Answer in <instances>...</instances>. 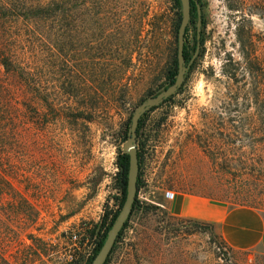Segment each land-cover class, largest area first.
I'll return each mask as SVG.
<instances>
[{
  "label": "rangeland",
  "instance_id": "rangeland-1",
  "mask_svg": "<svg viewBox=\"0 0 264 264\" xmlns=\"http://www.w3.org/2000/svg\"><path fill=\"white\" fill-rule=\"evenodd\" d=\"M202 1L197 58L177 94L144 117L140 209L109 264H264L259 251L230 249L216 227L182 221L164 197L264 214V0ZM76 2L66 21L58 12L28 28L0 14V264H84L93 255L90 232L121 198L124 130L168 81L180 3ZM8 35L34 84L5 72Z\"/></svg>",
  "mask_w": 264,
  "mask_h": 264
},
{
  "label": "trees",
  "instance_id": "trees-1",
  "mask_svg": "<svg viewBox=\"0 0 264 264\" xmlns=\"http://www.w3.org/2000/svg\"><path fill=\"white\" fill-rule=\"evenodd\" d=\"M71 1L72 0H0V14L2 15V17L6 19L7 22L14 23V24L20 22V23H23L24 25H27L26 28H28L29 26L37 24V23H52L55 20V17L58 12L63 13L64 17H62V21H66L67 18L65 17V15L68 12L67 7L71 3ZM82 1L83 0H78V2H76V5L78 6L83 5ZM172 1L175 4V6L179 8V0H172ZM197 2L200 6L201 16H202V25H201L200 37H199V42L201 45L204 40L203 35H202V29L204 28V25H205V21H204V5L205 4L203 3L202 0H197ZM163 17H165V19L168 18V20H171V16H168L167 14H165ZM180 20H181V14L179 11H177L176 17L172 20L173 22L172 34L174 38V48L172 50V56L169 61L168 67L165 71V76L166 78H168V80L173 78L175 74L177 73V59H176L177 30L180 24ZM196 23H197V5L195 4V2L191 1L190 2V20L185 29V33H184L183 56L186 62H188V60L191 58L196 48V44H197ZM9 33L11 34V32ZM12 41H13L12 35H8V42H10L8 50H7L8 52L5 54V56L2 58V61H1L5 72H7L8 74H12L17 79H20L21 85L29 86L31 84H34L31 67L29 66L28 62H26L25 60L16 59L15 52L14 50H12L10 46ZM191 68H192V65L190 69ZM91 81L96 82L98 81V79L93 78ZM101 81L104 83V80H101ZM154 108H157V107H154ZM154 108H151L148 112H150ZM148 112L142 115V117L139 119L137 130H136L137 157H138V168H139L138 176H137V190L139 189L140 183H141L142 153L140 149L142 148L144 144V142L141 140L142 138L141 130L144 126V117L147 115ZM127 129L128 128H126L123 133L124 139H126V136H127ZM116 166L118 168V171H117V174L115 175V181H116V186L118 190L121 192V198L119 199V206H118L117 211L113 214L112 218L108 221L107 225H106V220L108 219V213H106L102 219L100 230L96 232V230L93 229L90 232L91 237L95 235L98 238L97 247L94 249L93 255L89 257L85 261L84 264H90L92 259L96 255V253L99 251L105 239L106 233L108 229L110 228V226L112 225V222L115 219L119 209L121 208L122 203L125 198L127 170H128V156L125 153L120 152L118 154ZM0 195H4V194H0ZM23 202L27 203L25 200H23ZM11 204H12L11 202L7 203V205L9 206H11ZM137 209H140V206L138 205L137 193H136V198L132 206L131 214L129 218L127 219V221L125 222L122 229L120 230L115 240V243L112 247V250L104 264H109L111 254L115 250L116 243H118V241L122 237L123 231L128 226V222L130 221L132 214ZM180 219H182V221L183 220L188 221L189 223L192 222L195 225H199L203 223V222H199V221H195V220H191L187 218H180ZM79 261L80 259L75 258L71 264H77L79 263Z\"/></svg>",
  "mask_w": 264,
  "mask_h": 264
},
{
  "label": "water",
  "instance_id": "water-1",
  "mask_svg": "<svg viewBox=\"0 0 264 264\" xmlns=\"http://www.w3.org/2000/svg\"><path fill=\"white\" fill-rule=\"evenodd\" d=\"M193 1L197 5V44L194 53L192 54L190 60L186 62L183 56V46H184V33L185 29L190 20V2ZM181 20L177 30V73L174 77V81L159 89L155 94L150 95L145 98L140 104L135 108L133 114L130 118V123L127 129V136L125 142L122 145L123 152L128 156V170H127V182H126V192L125 198L119 209L112 225L108 229L105 239L92 259L90 264H104L107 257L109 256L115 240L124 226L125 222L129 218L132 210L133 203L136 198L137 192V176H138V157H137V137L136 130L138 126L139 119L148 112L151 108L158 107L163 104L167 99L175 95L180 87L182 86L185 77L198 55L199 51V37L202 25L201 9L197 0H179Z\"/></svg>",
  "mask_w": 264,
  "mask_h": 264
},
{
  "label": "crops",
  "instance_id": "crops-1",
  "mask_svg": "<svg viewBox=\"0 0 264 264\" xmlns=\"http://www.w3.org/2000/svg\"><path fill=\"white\" fill-rule=\"evenodd\" d=\"M170 209L177 216L216 227L232 250L264 254V214L254 208L230 207L222 202L180 193L174 197Z\"/></svg>",
  "mask_w": 264,
  "mask_h": 264
},
{
  "label": "built area",
  "instance_id": "built-area-1",
  "mask_svg": "<svg viewBox=\"0 0 264 264\" xmlns=\"http://www.w3.org/2000/svg\"><path fill=\"white\" fill-rule=\"evenodd\" d=\"M164 197H165V199H167V200H173V199H174V193L171 192V191H165V193H164ZM71 237H72V239H75V238H76L75 235H72Z\"/></svg>",
  "mask_w": 264,
  "mask_h": 264
},
{
  "label": "flooded vegetation",
  "instance_id": "flooded-vegetation-1",
  "mask_svg": "<svg viewBox=\"0 0 264 264\" xmlns=\"http://www.w3.org/2000/svg\"><path fill=\"white\" fill-rule=\"evenodd\" d=\"M199 47H200V46H199ZM196 58H197V57H196ZM196 58H195V60H196ZM189 60H190V59H189ZM189 60H188V61H189ZM195 60H194V61H195ZM194 61H193V62H194ZM172 79H173V80H172ZM173 81H174V77L171 78V79H169V80L165 83L164 86H167V85L171 84ZM162 87H163V86H162ZM160 89H161V88H160ZM179 90H180V89H179ZM179 90H178V91H179ZM158 91H159V90H158ZM155 93H156V92H155ZM155 93H153V94H155ZM176 94H177V93H176ZM173 96H174V95H173ZM167 100H169V99H167ZM117 157H118V155H117Z\"/></svg>",
  "mask_w": 264,
  "mask_h": 264
}]
</instances>
